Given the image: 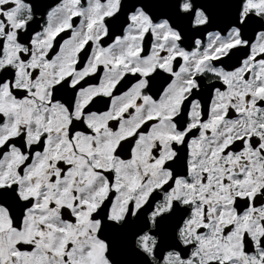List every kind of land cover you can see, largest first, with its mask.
<instances>
[{"label":"snow or ice","instance_id":"obj_1","mask_svg":"<svg viewBox=\"0 0 264 264\" xmlns=\"http://www.w3.org/2000/svg\"><path fill=\"white\" fill-rule=\"evenodd\" d=\"M0 264H264V0H0Z\"/></svg>","mask_w":264,"mask_h":264},{"label":"flooded vegetation","instance_id":"obj_2","mask_svg":"<svg viewBox=\"0 0 264 264\" xmlns=\"http://www.w3.org/2000/svg\"><path fill=\"white\" fill-rule=\"evenodd\" d=\"M61 35H63V34H61ZM59 38V37H58Z\"/></svg>","mask_w":264,"mask_h":264}]
</instances>
